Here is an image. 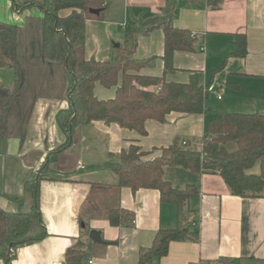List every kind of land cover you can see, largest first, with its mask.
I'll return each instance as SVG.
<instances>
[{"label": "crops", "instance_id": "0c3cea01", "mask_svg": "<svg viewBox=\"0 0 264 264\" xmlns=\"http://www.w3.org/2000/svg\"><path fill=\"white\" fill-rule=\"evenodd\" d=\"M104 8L102 20L86 23L87 59L113 60L116 44L124 45L127 36L137 31L134 59L149 62L139 73L161 77L163 27L172 25L193 35L194 51L174 54L176 71L166 76L167 81L187 83L190 71H199L201 83L210 85L211 92L219 89L225 97L218 96L222 98L219 105L207 100L208 114L172 113L165 123L148 121L146 136L101 121L77 127L72 147L59 155L40 183V210L48 236L20 246L12 264H67L68 250L79 244L87 255L82 264H139L141 250L152 246L159 230L178 226V209L163 203L158 190L116 188L119 181L112 166L122 151L138 144L148 159H154L176 139L198 147L214 116L264 114V0H105ZM34 15H41L38 7L20 14L10 0H0L2 23L22 27L26 17ZM154 24L158 27L143 33ZM237 35L246 37L245 57L232 55ZM94 92L108 100L115 97L116 87L107 89L97 83ZM69 108L68 100H40L26 138L0 142L1 209L15 213L21 203L26 208L31 205L25 185L39 174L48 152L66 143L57 115ZM35 152L44 155L27 166L26 156ZM164 177L181 188L198 187L200 195L188 203L182 223L193 230L198 222L200 240L172 242L160 264H264V197L234 196L218 174L174 167ZM99 185L103 188L95 187ZM118 207L130 214L120 227L105 216ZM92 229L102 232L108 246L89 239Z\"/></svg>", "mask_w": 264, "mask_h": 264}, {"label": "trees", "instance_id": "16d2710c", "mask_svg": "<svg viewBox=\"0 0 264 264\" xmlns=\"http://www.w3.org/2000/svg\"><path fill=\"white\" fill-rule=\"evenodd\" d=\"M16 13L38 7L41 15L28 16L22 27L0 22V68H10L14 74L11 88L0 85V142L9 139L24 140L40 100H68L70 108L61 110L57 121L67 137L64 145L51 150L42 164L46 172L61 153L72 147L76 128L91 126L94 122L117 124L121 128L147 135L146 123H165L172 113L183 115L208 114L205 103L210 85L201 83L202 73L190 71L187 83L169 82L174 73V54L194 51L193 35L188 30L172 25L164 31V74L145 76L139 72L149 62L134 59L138 32L132 31L116 49L113 60L87 59L85 27L89 20H102L105 0H39V2L10 0ZM215 4V3H213ZM72 10L69 16L61 12ZM91 10H100L99 15ZM158 25L146 28L148 34ZM21 35L23 39H21ZM126 46H130L127 48ZM247 40L237 35L233 56L245 57ZM122 82L119 84V78ZM107 89L116 87L112 99L101 100L95 95L96 84ZM202 146H184L176 139L161 155L148 159V153L138 144L123 150L113 167L118 177L116 188L129 187L158 190L163 203L178 209L179 224L175 229H161L150 248L141 250L139 264H160L167 256L172 242H199V223L193 230L184 226L182 219L191 199L200 195L193 184L184 188L165 179L167 169L182 167L195 173L220 175L231 194L242 198L264 197V114L225 113L212 117ZM258 168V172H254ZM40 170V171H41ZM37 174L25 185L31 205L21 203L19 212L0 208V261L12 264L20 246L42 241L48 236L40 210V183ZM103 188V185L95 186ZM129 212L120 207L105 216L111 225L127 224ZM87 258L82 244L67 252V264H82Z\"/></svg>", "mask_w": 264, "mask_h": 264}, {"label": "rangeland", "instance_id": "374dc122", "mask_svg": "<svg viewBox=\"0 0 264 264\" xmlns=\"http://www.w3.org/2000/svg\"><path fill=\"white\" fill-rule=\"evenodd\" d=\"M19 1H29V2H39V0H19ZM72 10H67V12H70ZM65 12V11H62ZM127 48H129L130 46H126ZM14 84V74L13 71L10 68H0V85H5L6 87L11 88ZM219 89H216L215 91H212L210 93V96L208 98V102L210 104H214V105H219L220 103L222 104V102L220 101L222 98H224L225 94H223L222 92H218ZM218 96H221L222 98L219 99ZM214 107V106H212ZM193 145V144H192ZM194 146V145H193ZM202 146V143L198 146V148ZM51 165L47 168L46 172H42L43 170H41V167L39 169V174H42V177L44 178V176L50 174L51 172ZM41 170V171H40ZM254 172H258V168H255Z\"/></svg>", "mask_w": 264, "mask_h": 264}, {"label": "water", "instance_id": "95a60500", "mask_svg": "<svg viewBox=\"0 0 264 264\" xmlns=\"http://www.w3.org/2000/svg\"><path fill=\"white\" fill-rule=\"evenodd\" d=\"M91 13L95 14V15H99L100 10H91ZM21 39H23L22 35H21ZM119 47H120V45L116 44V48H119ZM43 155L44 154L42 152H35V153H31V154L27 155L25 158L26 165L27 166L34 165L35 162H37L36 160L41 159L43 157ZM89 239L93 243L98 244V245L108 246V244H109V242H107L103 239V234L99 230L92 229L89 233Z\"/></svg>", "mask_w": 264, "mask_h": 264}, {"label": "built area", "instance_id": "2783aa9c", "mask_svg": "<svg viewBox=\"0 0 264 264\" xmlns=\"http://www.w3.org/2000/svg\"><path fill=\"white\" fill-rule=\"evenodd\" d=\"M207 1H208V0H207ZM218 1H224V0H218ZM202 51H204V48L202 49ZM220 99H221V98H220ZM183 145H184V146H188V143H187V142H183ZM89 264H93V262L90 261Z\"/></svg>", "mask_w": 264, "mask_h": 264}]
</instances>
